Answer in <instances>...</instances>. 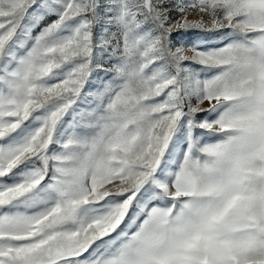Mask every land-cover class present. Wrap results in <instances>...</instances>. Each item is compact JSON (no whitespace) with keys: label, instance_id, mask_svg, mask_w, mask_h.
Listing matches in <instances>:
<instances>
[{"label":"snow or ice","instance_id":"snow-or-ice-1","mask_svg":"<svg viewBox=\"0 0 264 264\" xmlns=\"http://www.w3.org/2000/svg\"><path fill=\"white\" fill-rule=\"evenodd\" d=\"M0 264H264V0H0Z\"/></svg>","mask_w":264,"mask_h":264},{"label":"rangeland","instance_id":"rangeland-1","mask_svg":"<svg viewBox=\"0 0 264 264\" xmlns=\"http://www.w3.org/2000/svg\"><path fill=\"white\" fill-rule=\"evenodd\" d=\"M54 18H55V17H50L48 20H45L43 23L46 24V23L50 22L51 19H54ZM42 26H43V24L41 25V27H42ZM38 30H39V29H37V31H38ZM204 106L207 107V104H205Z\"/></svg>","mask_w":264,"mask_h":264}]
</instances>
